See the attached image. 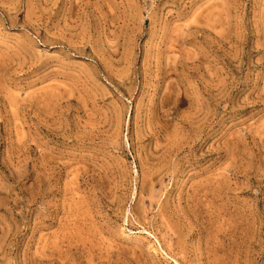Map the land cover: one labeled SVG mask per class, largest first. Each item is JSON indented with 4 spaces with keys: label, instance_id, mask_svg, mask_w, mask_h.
Here are the masks:
<instances>
[{
    "label": "rangeland",
    "instance_id": "rangeland-1",
    "mask_svg": "<svg viewBox=\"0 0 264 264\" xmlns=\"http://www.w3.org/2000/svg\"><path fill=\"white\" fill-rule=\"evenodd\" d=\"M0 264H264V0H0Z\"/></svg>",
    "mask_w": 264,
    "mask_h": 264
}]
</instances>
